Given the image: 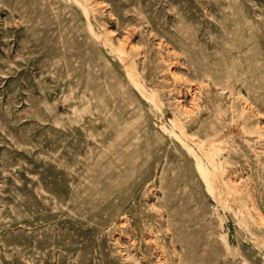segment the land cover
I'll list each match as a JSON object with an SVG mask.
<instances>
[{
  "label": "rangeland",
  "instance_id": "rangeland-1",
  "mask_svg": "<svg viewBox=\"0 0 264 264\" xmlns=\"http://www.w3.org/2000/svg\"><path fill=\"white\" fill-rule=\"evenodd\" d=\"M263 134L264 0H0V264H264Z\"/></svg>",
  "mask_w": 264,
  "mask_h": 264
},
{
  "label": "bare ground",
  "instance_id": "bare-ground-1",
  "mask_svg": "<svg viewBox=\"0 0 264 264\" xmlns=\"http://www.w3.org/2000/svg\"><path fill=\"white\" fill-rule=\"evenodd\" d=\"M119 59L122 61V63L124 64V67H126L127 69L130 67L129 66V64L127 63V60H129L127 57H125V56H120L119 57ZM134 62V61H133ZM131 65V64H130ZM133 67V66H132ZM131 69V68H130ZM134 69V68H133ZM129 72H131V71H129ZM134 73V72H133ZM131 73H129V75H130ZM135 74V73H134ZM133 74V75H134ZM128 75V74H127ZM128 75V76H129ZM132 75V76H133ZM137 76V75H136ZM134 77V76H133ZM138 77V76H137ZM132 78V77H131ZM130 78V79H131ZM133 81H135V79H132ZM137 88H138V86L137 85H135ZM140 90H141V88H139ZM146 96V95H145ZM151 99V98H150ZM156 99H158V98H156ZM147 100V99H146ZM152 100V99H151ZM157 109H158V107H157ZM178 123V122H177ZM261 124V123H260ZM180 125V124H179ZM165 129V128H164ZM179 129V128H178ZM162 130V129H161ZM184 130V129H183ZM163 131V130H162ZM182 132V131H181ZM183 134H184V132H183ZM262 137H264V134L262 135ZM187 138V137H186ZM213 142H215V141H213ZM196 143H198V142H196ZM209 145H211V143L209 144ZM184 146V145H183ZM213 146V145H212ZM196 147H198V146H196ZM203 147V146H202ZM201 147V148H202ZM185 148L186 149H188V151L190 152V153H192L193 154V156L195 157V159H196V165L198 166V169H199V174H201L202 175V178H203V180L205 181V183H206V186H208V188H209V190H211V192H212V195L213 194H216L217 195V200H219L218 202L219 203H221V205L223 206V204H222V195H221V191H222V193H225V194H227V195H230V194H233V191H231L227 186H226V184H219V181L217 182V180H215V174H214V172H213V170H215V168L216 167H218L220 164H219V161H218V159H216V155L212 152V151H210V149H207L206 151H203L202 152V150H201V152H202V154H199V155H203V157H205L207 160V163L209 164V166L210 167H212L211 169L208 167V164H204L200 159L201 158H199V156L196 154V152H194V150L193 149H191L189 146H187V145H185ZM207 148V147H206ZM200 152V153H201ZM204 160V159H203ZM206 161H205V163H206ZM216 197V196H215ZM217 202V201H216ZM250 204V203H249ZM241 206L242 205H240V206H238L237 207V209L236 210H238V211H233V213L235 214L234 216H238L237 215V213H240V212H243V210L241 209ZM223 207H225V206H223ZM229 209H230V206H227ZM250 210H251V213H250V218L255 222L254 224L255 225H258V227H260L261 228V231H262V234H259V233H257V230L258 229H256V230H254V229H251L252 227H250V225H249V221L248 220H244L243 222H244V225H246V232H247V235H248V239L249 240H257V239H263V241H264V219H262L257 213H255L254 212V210H253V207L250 205ZM232 213V214H233ZM246 215H244V217H245ZM237 218V217H236ZM247 218V217H246ZM252 225V224H251ZM254 226V225H253ZM260 231V230H259ZM260 231V232H261ZM225 236V235H224ZM226 238H227V236H226ZM224 242L226 243V247H228V245H229V242H227V240L225 239L224 240ZM253 242V241H252ZM257 242H258V240H257ZM223 243V242H222ZM263 243V242H262ZM264 245V244H263ZM227 251H228V248H227ZM229 252H231V251H229ZM236 256V255H235ZM237 257V256H236Z\"/></svg>",
  "mask_w": 264,
  "mask_h": 264
}]
</instances>
